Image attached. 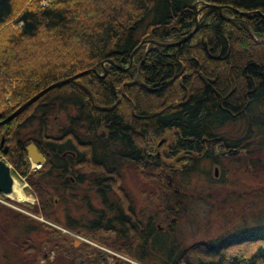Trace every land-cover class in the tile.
Listing matches in <instances>:
<instances>
[{
  "label": "trees",
  "instance_id": "16d2710c",
  "mask_svg": "<svg viewBox=\"0 0 264 264\" xmlns=\"http://www.w3.org/2000/svg\"><path fill=\"white\" fill-rule=\"evenodd\" d=\"M196 2L214 4L221 10L204 9L191 37L175 47L142 45L126 69L129 55L140 41L175 42L190 33ZM39 3L0 0V120L43 88L80 74L42 94L0 126L2 136L18 116L26 114L23 120L27 121L34 118L38 134L46 136L40 144L39 138L29 140L43 154L39 166L46 160L60 174L73 175L75 164L101 171L94 184L105 187L96 191L105 202L109 186L101 185L103 173L116 166L117 160L167 170L175 176L188 172L194 160L217 164L222 158L231 159L235 152L254 151L253 146L229 145L221 130L226 124L249 121L256 135L264 134V0H50L42 8ZM57 108L65 127L54 138L42 130ZM19 128L13 127L11 135L5 131L6 143L16 151L23 147ZM22 154L20 162L27 169L28 157ZM259 156H249L248 166L253 159L264 163V155ZM179 168L183 172L173 173ZM156 182L163 190L169 189L161 176ZM168 192L160 202L173 205L163 211L168 212L166 218L173 216L174 224L175 205L182 201ZM168 195L173 202H168ZM107 204L105 212L113 214L110 221L101 214L83 228H98L117 240L127 239L133 244V253L126 252V245L103 244L141 264H147L146 258L153 264L144 255L150 240L153 248L159 242L165 248L149 250L159 252L156 264H264V218L234 239L177 248L168 245L167 235L159 232L155 219L153 223L140 221L137 232L131 219L134 209H128L132 214L126 217L125 211ZM46 206L53 211L55 205ZM77 251L72 245L65 254ZM95 258L89 256L84 262L100 264L103 259L101 264H128L101 251Z\"/></svg>",
  "mask_w": 264,
  "mask_h": 264
},
{
  "label": "rangeland",
  "instance_id": "374dc122",
  "mask_svg": "<svg viewBox=\"0 0 264 264\" xmlns=\"http://www.w3.org/2000/svg\"><path fill=\"white\" fill-rule=\"evenodd\" d=\"M49 2L50 0H40L38 7H46ZM199 5L198 3L197 6ZM14 25L19 27L20 23L15 22ZM5 99L7 97H4V101ZM55 112L60 114L56 115ZM51 113L46 120L45 130L42 131L55 138L61 135L65 127V118L58 108ZM25 117H27L26 114L15 118L13 123L7 126L8 131L6 129L5 131L11 135V129L19 125L18 139L21 145H26L29 140L35 138H39L40 144L46 136L38 134L39 126L33 120L34 118L31 119L32 121H27L23 120ZM243 123L226 124L221 130L222 137L229 140V145L238 143L246 147L253 146L254 151L249 154L235 152L231 159L222 158L217 164L211 163L210 160H194L193 167L184 174L177 173L173 176L167 173V170L159 171L155 167L144 169L139 164L125 162L123 159L117 160L116 166L110 167L103 173L105 180L101 185L109 186L105 190V202L101 198L102 195L96 192L105 187L99 188L94 184L95 175H99L101 171L93 170L86 164L76 167V171L81 173L82 177V181L77 183L76 187L74 186L75 175L57 173V166L51 165L50 169L45 171L43 169L40 176L36 178L28 175L27 177L34 181L33 185L36 187L34 193H37V195L31 193V188V190H25V197L31 198L29 200L27 197L29 202H16L17 200L14 201L10 197L9 200L0 197V264H77L80 260L82 264H87L84 262L85 258L90 256L96 260L95 256L99 255V251L115 257L123 255L115 250L116 248L103 244L107 241L118 247L126 245L124 246L126 252L133 253V244L127 239L117 240L112 234L104 233L98 228L96 230L83 228L97 221L101 214L110 221L113 214L112 211L105 212L108 210L107 203H111L112 207H115L114 210L125 211L127 216L133 213L131 216L133 218H130L133 219L134 226L140 224V221L151 220L153 223L155 219L154 225L160 230L159 232L167 235L168 245L177 248L196 242L214 243L223 238L234 239V236H238L241 232L248 233L249 227L254 226L258 218H264V163L253 159L248 166L246 159L249 156L264 155L262 145L264 134L256 135L249 121H243ZM5 131L1 133L5 135ZM239 145L236 146L239 147ZM0 147L3 148V144ZM22 155L25 156L24 151ZM3 160L8 165L14 164L15 157H9V159L3 157ZM28 162V168L24 170H28L27 174L33 171L36 165L29 160ZM166 163L168 165L170 162ZM73 168L75 169V166ZM174 172L183 171L179 168L173 170ZM158 176L163 178L164 183L168 181V193L172 192L176 195V200L182 201L181 204L175 205L174 224L171 223L173 216L166 218L165 215H168V212L163 211L164 207H173V205L167 206L166 203L160 202L165 198L164 194L168 190H163L157 185ZM38 194H42L41 197L39 195L40 199ZM168 196V202H173L171 195ZM155 199L158 200L155 201ZM35 202L37 204L31 208L30 205ZM46 204L55 205L54 210L48 209ZM128 209L130 211L134 209V212L128 213ZM47 215L52 218H47ZM165 219L168 222H165ZM168 224L171 226L166 228L165 225ZM48 228L55 232L50 234L45 230ZM75 241H78L77 245L80 243L77 246L78 251L65 254L66 249L69 246L72 247ZM162 248L160 242L158 247L153 248L150 240L145 246L144 255L156 264V254L159 252L152 253L149 250H162ZM129 260L133 264H141L136 260ZM103 261V259L100 260L101 263ZM145 263L149 264L147 258Z\"/></svg>",
  "mask_w": 264,
  "mask_h": 264
},
{
  "label": "water",
  "instance_id": "95a60500",
  "mask_svg": "<svg viewBox=\"0 0 264 264\" xmlns=\"http://www.w3.org/2000/svg\"><path fill=\"white\" fill-rule=\"evenodd\" d=\"M193 8H194V28L190 31V33H188L181 40L175 41V42H157L154 40L140 41L139 44L137 45V47H135L131 51V53L129 55V63H128L126 69L131 66L132 57H133L134 53L142 45L152 44V45H156V46H160V47H175V46L187 41L191 37V35L194 32V29L197 26V16L203 9L211 8V9H216L219 11L221 7L216 6V5H212V4L203 3V4L199 5L198 7H196V4H193ZM241 13L242 14H248L247 12H241ZM204 50L206 51L205 46H204ZM107 63L111 64L110 61H107ZM121 70L124 71L125 69H121ZM92 72L95 73V71H93V70H92ZM83 73H85V72H83ZM76 76L77 75L66 78V79H62L60 81L52 83L49 86L43 88L42 90L37 92L34 96H32L30 99L26 100V102L23 105H20L18 108H16L8 117L4 118L3 120H0V126L11 121L15 116H17L25 108L26 105L33 103L35 100H37L42 94L46 93L48 90L53 89V88H58V87H61L67 83H70L71 80L73 78H75ZM102 76H103V74L98 75V77H102ZM140 86H143V85L140 84ZM2 142H3V137L0 138V145L2 144ZM25 152H26V155L31 162H40V163L43 162L42 155L39 152H37V150L33 144L26 145L25 146ZM11 186H12V180L9 176V167L7 165H5L4 162L0 159V194L6 195V194L10 193L11 192ZM77 244H78V241H75L73 243V247H76Z\"/></svg>",
  "mask_w": 264,
  "mask_h": 264
},
{
  "label": "flooded vegetation",
  "instance_id": "af4514ba",
  "mask_svg": "<svg viewBox=\"0 0 264 264\" xmlns=\"http://www.w3.org/2000/svg\"><path fill=\"white\" fill-rule=\"evenodd\" d=\"M6 135H4V150H1L0 151V156H3V157H6V156H8V157H10V158H13V157H15V162H14V164H12V163H10L9 164V176H10V178H11V180H12V185H13V183L14 184H16V185H18V187H19V189H20V191L25 195V190L27 189V190H31L32 192L31 193H33V194H36L37 195V193H34L35 192V189H36V187L33 185V183H34V181H32L30 178H28L27 176L28 175H30V177L31 178H36V177H38V176H40V174H41V172H43V169H44V171L46 170L45 169V167L47 166V167H51V165L49 164H47V161L45 160L44 161V163L41 165V166H39V165H37V166H35L34 167V170L33 171H31V172H29V174H27L26 172H28V170H26V171H24L25 170V168L24 167H22V165L20 166L19 165V163L17 162L19 159H21V158H23L20 154H22L23 153V151H24V153H25V155H26V152H25V146L27 145V144H29V143H27L26 145H23V147L18 151H15L14 152V149H12V148H10V147H8V144L6 143V138H7V133H5ZM33 144V143H32ZM34 145V144H33ZM35 146V145H34ZM35 148H36V146H35ZM36 150H37V148H36ZM37 152H39L38 150H37ZM40 153V152H39ZM77 162V161H76ZM75 166V169H74V172H73V175H75L74 176V186L76 187V184L77 183H79L80 181H82V177H81V173H79V172H77L76 171V167H78L79 165H74ZM76 171V172H75ZM14 172H16V174L14 173ZM25 172V173H24ZM24 173V174H23ZM27 174V175H26ZM13 176H15V177H13ZM16 176L19 178V181H17L18 180V178H16ZM21 180V181H20ZM22 182V183H21ZM32 186V187H31ZM12 187V186H11ZM31 188V189H30ZM35 188V189H34ZM1 195V194H0ZM39 195H40V197H41V195L42 194H38V197H39ZM0 197H3V198H6V199H10L9 197H6V196H4V195H1ZM26 197H28V196H26ZM40 197H39V199H40ZM29 198V200L31 199L30 197H28ZM29 200H23L24 202H29ZM34 200V199H33ZM15 201V200H14ZM35 201H36V199H35ZM16 202H18V201H16ZM31 202V201H30ZM37 202V201H36ZM34 203V204H31L30 206H31V208L33 207V206H35L37 203ZM43 204H44V201H43ZM40 210H41V207L39 208ZM39 212V211H38ZM126 217H128L127 215H126ZM133 224V223H132ZM138 225L139 224H136L135 226H136V228L134 229V231H137V232H140L139 230H138ZM134 226V225H133ZM157 228V227H156ZM79 245H80V243H79ZM79 245H77V246H79ZM76 246V247H77ZM78 264H81V260L78 262Z\"/></svg>",
  "mask_w": 264,
  "mask_h": 264
},
{
  "label": "bare ground",
  "instance_id": "6f19581e",
  "mask_svg": "<svg viewBox=\"0 0 264 264\" xmlns=\"http://www.w3.org/2000/svg\"><path fill=\"white\" fill-rule=\"evenodd\" d=\"M198 3L200 4L201 2H196V3H195V4H196V7H198V6H197ZM201 4H203V3H201ZM201 4H200V5H201ZM207 4H209V3H207ZM212 5H214V4H212ZM216 6H217V5H216ZM219 7H220V6H219ZM205 9H211V8H205ZM203 10H204V9H203ZM203 10H202V11H203ZM220 10H221V8H220ZM220 10H219V11H220ZM202 11H201V12H202ZM201 12H200V13H201ZM200 13H199V14H200ZM240 13H241V12H240ZM257 13H259V12H257ZM199 14H198V15H199ZM241 14H242V13H241ZM248 14H249V13H248ZM198 18H199V17L197 16V24H198ZM196 27H197V26H196ZM195 29H196V28H195ZM195 29H194V31H195ZM132 58H133V57H132ZM76 75H77V76H76L75 78H73V79L71 80V82H72L74 79H76L80 74H76ZM74 76H75V75H74ZM71 77H72V76H71ZM68 78H69V77H68ZM50 90H52V89H50ZM50 90H48V91H50ZM48 91H47V92H48ZM5 100H6V99H5ZM35 101H36V100H35ZM23 104H24V103H23ZM23 104H22V105H23ZM31 104H32V103L26 105L24 109H26L27 107H29ZM24 109H23V110H24ZM23 110H22V111H23ZM40 154L42 155V160H43V154H42V153H40ZM28 160H29V158H28ZM29 161H30V160H29ZM17 162H18L19 165L21 166L20 159H19ZM30 162H31V161H30ZM31 163H32V164H36V165H38L40 162H31ZM7 196L10 197V198H12V199H14V200H17V201H23V200H25V199L27 200V197H25V195L20 191L18 185L14 184V183H13V185H12V187H11V192L8 193ZM132 264H133V263H132Z\"/></svg>",
  "mask_w": 264,
  "mask_h": 264
}]
</instances>
